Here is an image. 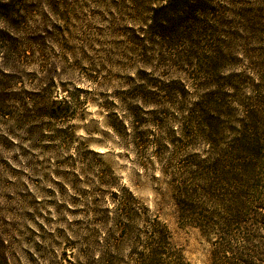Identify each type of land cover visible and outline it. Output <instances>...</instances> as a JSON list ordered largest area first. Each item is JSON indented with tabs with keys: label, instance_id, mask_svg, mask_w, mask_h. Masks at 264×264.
I'll use <instances>...</instances> for the list:
<instances>
[{
	"label": "clouds",
	"instance_id": "9594fccd",
	"mask_svg": "<svg viewBox=\"0 0 264 264\" xmlns=\"http://www.w3.org/2000/svg\"><path fill=\"white\" fill-rule=\"evenodd\" d=\"M171 3L0 0V264H264V0Z\"/></svg>",
	"mask_w": 264,
	"mask_h": 264
},
{
	"label": "trees",
	"instance_id": "16d2710c",
	"mask_svg": "<svg viewBox=\"0 0 264 264\" xmlns=\"http://www.w3.org/2000/svg\"><path fill=\"white\" fill-rule=\"evenodd\" d=\"M207 8L208 4L206 0H172L170 8L162 10L161 13H158V16H163L171 25H175L177 23H182L186 19L194 18V13L197 10L203 11ZM0 9H2V13L0 14L8 15L12 10V6L0 5ZM180 13H183V17L178 15ZM56 107L57 111L50 112V115L57 116L59 114V106Z\"/></svg>",
	"mask_w": 264,
	"mask_h": 264
},
{
	"label": "rangeland",
	"instance_id": "374dc122",
	"mask_svg": "<svg viewBox=\"0 0 264 264\" xmlns=\"http://www.w3.org/2000/svg\"><path fill=\"white\" fill-rule=\"evenodd\" d=\"M69 264H71V262H69Z\"/></svg>",
	"mask_w": 264,
	"mask_h": 264
}]
</instances>
